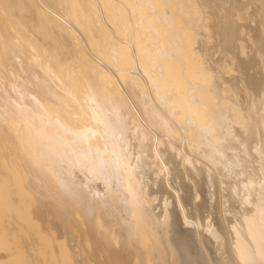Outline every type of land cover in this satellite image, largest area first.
<instances>
[{
	"label": "bare ground",
	"instance_id": "obj_1",
	"mask_svg": "<svg viewBox=\"0 0 264 264\" xmlns=\"http://www.w3.org/2000/svg\"><path fill=\"white\" fill-rule=\"evenodd\" d=\"M29 1L0 0L37 74L1 104L0 51V264H264V24L219 67L183 56L203 0Z\"/></svg>",
	"mask_w": 264,
	"mask_h": 264
},
{
	"label": "rangeland",
	"instance_id": "obj_2",
	"mask_svg": "<svg viewBox=\"0 0 264 264\" xmlns=\"http://www.w3.org/2000/svg\"><path fill=\"white\" fill-rule=\"evenodd\" d=\"M34 1L38 3V1L40 0L38 1L34 0ZM33 2L31 1L30 3L29 1L30 4H35ZM42 4L44 3H41L40 1L39 4H35V5L39 6ZM258 5H260L258 0H203L204 9L202 11V14H203L202 19H204V16H205V20H203V22L205 23L204 29L206 30L205 32L206 35L203 33L201 35L203 39L200 36L201 40H197L198 42L194 44V42L192 41L193 34L190 33L192 35V36L190 35V40L192 42L191 44L187 45V47L184 48L183 50V56H185V60L192 61L194 60L193 55L198 54L203 65H207L209 63V59L211 56V58L213 57V60H215V63L218 64L219 67L220 66L222 67L223 64H229V65L232 64L233 67H235L236 66L235 61L237 59L242 60L243 58H245L243 54L239 53L241 45H246V44L251 45V41H252L251 38L258 37L260 35L259 34L260 27L262 28L264 24V6L259 7ZM240 13H245L247 17L245 19H243L244 17H241L243 19L241 20L240 17H238L240 16L239 15ZM252 16H258L259 24H257V26L253 22L251 23L249 21V19ZM242 24L246 25L245 30L242 29ZM45 31H47V29ZM48 32H49V35L53 34V33L50 34V31ZM47 33L45 35H47ZM53 35L55 36V38H58L55 34ZM53 35H51V38L54 37ZM47 36L43 37V40L45 41V43H48V45L51 44L50 42L52 41L54 42V45L52 42L51 44L52 46L50 47L54 46L53 48H55V52L56 54H58V56L61 55L62 51L63 52L64 50L66 51V46H64L63 48L61 47V43L64 41H60V39L58 38L59 40L57 42L60 41V43H58L60 46L55 45L57 44V42L55 43V40H54L55 38H53V40L50 38L51 41H48L49 40L48 38L50 36L48 38ZM65 40L67 41L68 45L71 47L72 45H71L70 38L66 37ZM62 45H65V44L62 43ZM206 45H210L212 47L210 55L208 54L206 50ZM0 51L3 54V58L11 66L8 71L9 82H7L4 86L6 90H5V96L1 98V104L6 105V103L10 102V100L12 99V95H13L12 88L16 84L19 85L18 91H19L20 98L23 101L29 102V94L26 91L25 83H31V79L37 76L35 68L31 64H29V61L26 58H24V56L20 57L18 60L14 59L12 55V39L4 40ZM250 55H252L251 57H253L252 58L253 60H251L253 64L257 57H255L253 54H250ZM236 70L237 69L235 68L234 71L228 72L229 75L228 73L227 74L225 73V75L227 76L225 75L224 76L225 78L227 77L226 79H230V81H228L229 83L233 84V87L231 89L233 90L234 97L237 100L238 105L243 106L242 97L244 98L245 93L244 91L242 92L240 90L239 86H237L238 81L236 79L234 80L233 78V76L238 75ZM247 70L252 71V69L250 68ZM221 75H222L221 71H218V78H220ZM242 75L245 76L243 73ZM234 137L237 143L243 147L244 140H243L242 134L237 133ZM47 167L49 168L50 166L47 165ZM246 167L249 170H253L254 168L252 165H249V164ZM50 169L52 170L48 169L49 171H47V173L51 171V174L53 172L55 173V174L53 173L54 176L57 175V173L60 175V182L59 183L57 182V185H78V176L76 173H72L70 171L65 172V171L58 169L57 167H51ZM254 173L256 176L257 171L255 170ZM55 181L56 179L54 180V182ZM217 183L218 184H216V186L221 185L218 181ZM220 191L221 189L219 188L218 192Z\"/></svg>",
	"mask_w": 264,
	"mask_h": 264
}]
</instances>
